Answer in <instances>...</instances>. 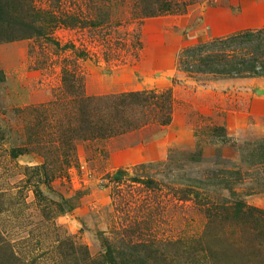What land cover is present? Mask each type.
I'll use <instances>...</instances> for the list:
<instances>
[{
  "label": "rangeland",
  "instance_id": "374dc122",
  "mask_svg": "<svg viewBox=\"0 0 264 264\" xmlns=\"http://www.w3.org/2000/svg\"><path fill=\"white\" fill-rule=\"evenodd\" d=\"M28 1L47 36L32 35V15L0 19V264H112L107 248L116 264H264L253 237L204 207L264 210V167L251 166L263 157L249 146L264 141V78L179 69L189 48L264 28V0H165L172 10L155 17L154 0ZM144 92L164 95L169 126L135 107L126 133L81 131L79 94ZM234 164L250 172L236 194L184 193Z\"/></svg>",
  "mask_w": 264,
  "mask_h": 264
},
{
  "label": "trees",
  "instance_id": "16d2710c",
  "mask_svg": "<svg viewBox=\"0 0 264 264\" xmlns=\"http://www.w3.org/2000/svg\"><path fill=\"white\" fill-rule=\"evenodd\" d=\"M154 2L157 10L147 8L145 15L148 17H155L160 13L172 10L171 5L165 3V0H154ZM29 15H32L34 23L31 27L33 30L32 35L47 36L44 26L35 24L41 23L43 17L37 13V9L28 0H0V19H11L15 23L16 21H22L25 24L27 20L25 18ZM49 18L55 25L63 23V18L54 15H50ZM45 20L49 19L46 18ZM179 69L189 75H214L231 79L264 78V28L238 31L226 37L216 38L189 48L179 59ZM79 96L80 98L77 101L80 108L81 131L85 134L88 131H93L92 137L94 139L114 137L126 133L128 129H133L128 115H130L129 110L135 107L143 110L146 108V110L151 109L150 112L156 115L157 124L161 126H169L172 123L171 111H167L162 102L164 95L161 97L156 93L150 95L146 92L131 93L108 100L92 99L80 94ZM157 107L161 108L160 112ZM95 108H98L96 114L94 113ZM103 109H110L112 112V115H108L110 116L108 121L111 122L113 127L106 126L103 118H97L98 114L99 116L102 115L100 112ZM152 114H149V116L151 117ZM152 120L154 121V118ZM137 129L139 128L137 127ZM86 137L88 140L89 136L86 135ZM249 146L255 147L256 151L263 157L262 161L254 162L251 165L252 168L262 169L264 167V141L259 140L252 143V145L249 144ZM15 157H18L17 154H15ZM243 161L246 160L243 158ZM42 167H46V165ZM124 174L125 172L118 171L114 176L115 181H120ZM248 176H250L249 171L245 172L241 167H235V164L226 170H210L203 178L202 176L197 178L191 186L187 187L184 193H187L188 197L191 195L197 201H200L203 197L206 200L209 197V186L212 185V187H217L218 192L228 191L236 194L237 184L235 182H242ZM205 179L209 181L205 183ZM216 181L218 182L216 183ZM262 185L264 187V182ZM226 201L228 200L208 201L204 204V207H207L206 212L209 220L220 219L222 223H231L240 227L243 238L253 237L258 244L255 251L263 256L264 210L248 206L241 200L236 201L235 204ZM107 249L109 250L107 260L112 264H116V257L112 253V249Z\"/></svg>",
  "mask_w": 264,
  "mask_h": 264
}]
</instances>
